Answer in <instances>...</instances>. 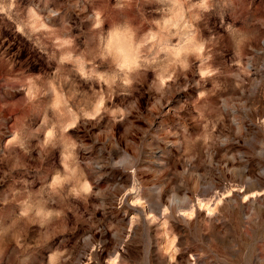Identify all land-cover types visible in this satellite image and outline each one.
Returning a JSON list of instances; mask_svg holds the SVG:
<instances>
[{
	"label": "rangeland",
	"instance_id": "374dc122",
	"mask_svg": "<svg viewBox=\"0 0 264 264\" xmlns=\"http://www.w3.org/2000/svg\"><path fill=\"white\" fill-rule=\"evenodd\" d=\"M0 264H264V0H0Z\"/></svg>",
	"mask_w": 264,
	"mask_h": 264
}]
</instances>
